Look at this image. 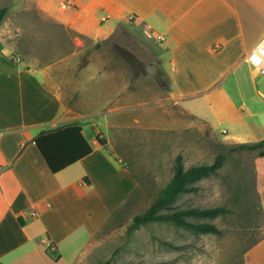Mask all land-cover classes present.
<instances>
[{
	"label": "crops",
	"instance_id": "1",
	"mask_svg": "<svg viewBox=\"0 0 264 264\" xmlns=\"http://www.w3.org/2000/svg\"><path fill=\"white\" fill-rule=\"evenodd\" d=\"M35 1L45 16L75 34L76 44L80 37L107 39L119 25L146 34L155 60L149 103L161 110L157 123L149 108V129L195 134L202 122L211 135L220 123L226 140L236 144L264 138V73L246 57L264 39V0ZM62 106L35 71L0 44V264H76L137 186L132 170L99 142L116 109L97 120L67 122ZM174 107L184 123L174 125L167 116ZM72 124L80 125L92 150L52 172L34 139ZM254 208L258 234L241 264H264V206ZM82 231L88 242L65 258L61 243Z\"/></svg>",
	"mask_w": 264,
	"mask_h": 264
},
{
	"label": "rangeland",
	"instance_id": "2",
	"mask_svg": "<svg viewBox=\"0 0 264 264\" xmlns=\"http://www.w3.org/2000/svg\"><path fill=\"white\" fill-rule=\"evenodd\" d=\"M2 6L8 11L0 21V44L59 96L60 115L67 122L97 120L99 114L116 109L109 113L112 127L105 133L102 129L99 138L137 180L129 208L103 234L95 233L84 247L86 257L80 256L76 264H241L258 234L259 214L254 207L264 206V156L257 154L264 149H235L236 143L226 140L227 132L221 130L226 126L220 123L211 135L197 119L194 122L203 127L200 133L149 129V108L157 123L161 110L151 109L149 103L154 45L144 32L119 25L107 39L80 37L81 43L76 44L75 34L45 16L35 0H0ZM167 114L174 125L186 120L176 107ZM178 153L185 168L223 156L218 174L198 181L196 191L180 194L173 205L230 208L223 216L191 218L214 223L220 234L196 233L163 221L128 228L132 217L143 213L168 182ZM115 163L120 165L117 159ZM87 242L82 231L73 242L61 243L64 257Z\"/></svg>",
	"mask_w": 264,
	"mask_h": 264
},
{
	"label": "trees",
	"instance_id": "3",
	"mask_svg": "<svg viewBox=\"0 0 264 264\" xmlns=\"http://www.w3.org/2000/svg\"><path fill=\"white\" fill-rule=\"evenodd\" d=\"M7 11V6H2L0 8V21ZM34 142L52 172L63 169L67 165L87 155L92 150L81 133L80 125L77 124L60 127L53 131H42L35 137ZM99 142L103 143V140L101 139ZM234 148L250 151L264 149V138L255 142L237 143ZM257 154L259 157H262L264 156V151L259 150ZM222 164L223 156L218 154L211 162H198L185 168L182 154L178 153L173 159V171L170 179L161 188L146 210L132 217V222L128 228L133 229L148 222L163 221L171 223L174 226L184 227L196 233L220 234L221 230L214 223L208 221H194L191 220V218L202 219L223 216L231 212L230 208L223 205L174 208L173 205L180 194L196 191L198 189L196 184L198 181L218 174ZM135 189L129 194L127 199L109 215L97 231V235L103 234L111 228L112 220L116 219L120 213H123L129 208L134 198ZM52 258L56 259L55 257Z\"/></svg>",
	"mask_w": 264,
	"mask_h": 264
},
{
	"label": "built area",
	"instance_id": "4",
	"mask_svg": "<svg viewBox=\"0 0 264 264\" xmlns=\"http://www.w3.org/2000/svg\"><path fill=\"white\" fill-rule=\"evenodd\" d=\"M63 6H65L63 4ZM161 39V36H158ZM248 62L254 68H257L261 73H264V39L257 43L246 55ZM47 246H51L48 243Z\"/></svg>",
	"mask_w": 264,
	"mask_h": 264
}]
</instances>
